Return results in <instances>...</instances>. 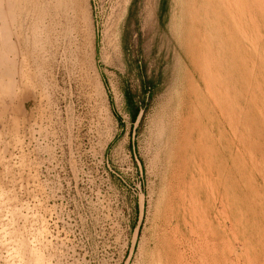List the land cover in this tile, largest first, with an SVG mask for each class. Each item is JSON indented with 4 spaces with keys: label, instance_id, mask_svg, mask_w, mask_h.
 I'll return each mask as SVG.
<instances>
[{
    "label": "rangeland",
    "instance_id": "374dc122",
    "mask_svg": "<svg viewBox=\"0 0 264 264\" xmlns=\"http://www.w3.org/2000/svg\"><path fill=\"white\" fill-rule=\"evenodd\" d=\"M18 1L0 264H264V0Z\"/></svg>",
    "mask_w": 264,
    "mask_h": 264
},
{
    "label": "bare ground",
    "instance_id": "6f19581e",
    "mask_svg": "<svg viewBox=\"0 0 264 264\" xmlns=\"http://www.w3.org/2000/svg\"><path fill=\"white\" fill-rule=\"evenodd\" d=\"M2 1L3 0H0V19L2 18H4V22L2 23V24H4V26L2 27V25H1V27H0V29H1V31H0V36L4 39L3 40V42L5 43V45L4 46H2V48L4 47V49L5 50H7L8 52H10V53H14L17 49H14L15 47H16V44H15V47H14V45H13V42L11 43V36H12V34H11V30L13 29H11L10 27H12V25L10 26L9 25V23L10 22H13V24H14V19H16L15 18V16L16 15H18L17 14V6L15 7V5H17V4H15V0H6V1H4V2H6V4H8L7 6V8H8V10H4L3 9V5L1 4L2 3ZM17 1V0H16ZM21 1V0H20ZM20 1H18L19 3H20ZM56 2H58V3H60L61 2V0H57ZM69 3V2H68ZM67 3V4H68ZM56 4V3H55ZM65 5H66V2H65ZM70 5H71V3H70ZM56 6V5H55ZM68 6V5H67ZM18 9H19V7H18ZM72 9V8H71ZM69 10V9H68ZM19 11V10H18ZM20 13H21V11H20ZM7 16H10V18L12 17V18H14L13 20H12V18L10 19L9 17H7ZM19 16H20V14H19ZM17 17V16H16ZM7 18H9V20H12V21H7ZM2 21V20H1ZM17 21L15 20V23H16ZM15 26V25H14ZM38 28V27H37ZM44 28V27H43ZM39 29V28H38ZM38 31V30H37ZM40 31V30H39ZM42 31V30H41ZM37 33V32H36ZM41 35L42 34H40V36H38V37H40L41 38ZM38 40V39H37ZM36 42H38V41H36ZM44 42V41H43ZM3 43V44H4ZM41 43V42H40ZM2 44V45H3ZM39 44V43H38ZM41 45V44H40ZM45 45V44H44ZM42 46V45H41ZM40 46V47H41ZM36 47H38V46H36ZM40 49H42V48H40ZM39 49V50H40ZM3 50V49H2ZM2 50H0L1 51V53H0V58H1V61H2V63H1V65H2V73H1V82H0V84H1V86H2V94H4V96H6V95H8V96H14L17 92H16V90H17V88L18 87H16V78L17 77H15L16 75H18V68L16 69V61H15V59L14 58H12V57H10V53H7V51H2ZM15 50V51H14ZM18 53V52H17ZM15 54H16V52H15ZM12 56H14V54L12 55ZM15 57H16V55H15ZM0 72H1V70H0ZM220 94H221V92H220ZM211 95V94H210ZM213 96V95H212ZM220 97H221V95H219ZM226 99V98H225ZM216 101H217V98H216ZM227 101V100H226ZM219 103V102H218ZM217 103V104H218ZM228 103V102H227ZM229 104V103H228ZM228 106V105H227ZM222 110L220 109V112H221ZM222 114H224V113H222ZM224 116V115H223ZM222 116V117H223ZM223 118H225V117H223ZM225 120V119H224ZM225 122V121H224ZM208 149H210L209 148V146L207 147ZM160 149V148H159ZM158 149V150H159ZM158 158H159V156H158ZM195 180V179H194ZM195 184H197V183H195ZM193 185V184H192ZM194 193V192H193ZM193 200V199H192ZM197 203V202H196ZM192 204V203H191ZM187 207V206H186ZM193 209V208H192ZM226 210V209H225ZM203 214H205V213H203ZM198 215V214H197ZM202 215V214H201ZM199 216L200 218L201 217H203V216ZM205 217V216H204ZM203 217V218H204ZM206 218V217H205ZM204 218V219H205ZM193 219V218H192ZM203 219V220H204ZM206 221H207V224H208V220H207V218L205 219ZM197 222H199V221H197ZM199 224V223H198ZM204 224H206V222L204 223ZM203 224V222H202V224L201 225H204ZM209 225H210V223H209ZM208 226V225H207ZM205 227V226H204ZM210 227V226H209ZM191 228V227H190ZM192 229V228H191ZM204 230H206V228L204 229ZM203 230V231H204ZM193 231V230H192ZM192 231H190V233L192 234L193 232ZM179 232V231H178ZM196 233V232H195ZM203 233H205V231L203 232ZM180 234V233H179ZM194 234V233H193ZM209 234V233H208ZM194 235H196V234H194ZM198 235H200V234H198ZM174 236V235H173ZM172 236V237H173ZM176 236V235H175ZM207 237V236H206ZM174 238V237H173ZM194 238H196V237H194ZM175 239V238H174ZM180 239H182V238H180ZM208 239H210V238H208ZM195 240V239H194ZM197 240V239H196ZM186 241V240H185ZM177 242V241H176ZM180 242V241H179ZM193 242V241H192ZM195 242H197L198 243V241H195ZM195 242H194V244H195ZM201 242V241H200ZM205 242V241H204ZM208 242H211L210 240L208 241ZM185 243V242H184ZM186 243H189V241L188 242H186ZM185 243V244H186ZM202 243V242H201ZM180 244V243H179ZM193 244V245H194ZM202 244H204V243H202ZM206 244H208V243H206ZM225 245H226V243H224ZM178 245V244H177ZM186 245H188V244H186ZM189 245H191V243L189 244ZM196 245V244H195ZM198 245V244H197ZM209 245V244H208ZM207 245V246H208ZM199 247H200V249H202V245L200 246V245H198ZM187 247V246H186ZM185 247V248H186ZM191 247V246H190ZM196 247V246H195ZM172 248H173V246H172ZM184 248V247H183ZM208 248H210V247H208ZM207 247H206V245H205V249L207 250L208 249ZM188 249H189V247H188ZM199 249V248H198ZM211 250H210V252L212 251V248H210ZM184 250V249H183ZM186 250V249H185ZM192 251H193V249H191ZM180 251V250H179ZM209 251V250H208ZM182 252V251H181ZM195 252H196V249H195ZM199 252V251H198ZM201 252V251H200ZM205 252V251H204ZM213 252V251H212ZM184 254V253H183ZM189 254H191V253H189ZM209 254V253H208ZM207 254V255H208ZM32 255V254H31ZM178 255H179V252H178ZM185 255H187L188 256V254H185ZM191 255H194L195 256V253L193 254V252H192V254ZM197 255V254H196ZM204 255V254H203ZM183 257V255H182V253H180V257ZM205 256V255H204ZM179 257V256H178ZM192 258H193V256H191ZM190 257V258H191ZM196 257V256H195ZM194 257V258H195ZM198 257H199V254H198ZM197 257V258H198ZM209 257H210V255H209ZM185 258H187L186 256H185ZM189 258V257H188ZM203 258V257H202ZM201 258V259H202ZM206 258V257H205ZM211 258H213L212 256H211ZM32 259V258H31ZM196 259V258H195ZM199 259V258H198ZM33 260H35V259H33ZM182 260V259H181ZM183 260H185V259H183ZM189 260V259H188ZM190 260H192V262L194 261V259H190ZM204 260V259H203ZM206 260V259H205ZM212 260V259H211ZM162 261V260H161ZM226 261V260H225ZM30 262V261H29ZM36 262V261H35ZM34 262V263H35ZM188 262V261H187ZM187 262H186V264H187ZM192 262H189V263H192ZM207 262V261H206ZM210 261H208V263H209ZM211 262H213V261H211ZM33 262H30V264H32ZM161 263V262H160ZM176 263H178L177 261H176ZM175 263V264H176ZM195 262H193V264H194ZM227 263V262H226ZM162 264V263H161ZM179 264V263H178ZM185 264V263H184Z\"/></svg>",
    "mask_w": 264,
    "mask_h": 264
}]
</instances>
